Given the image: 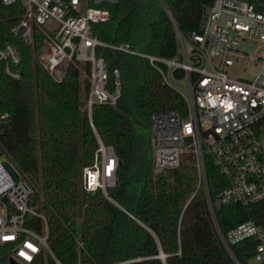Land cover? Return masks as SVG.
Segmentation results:
<instances>
[{
    "label": "trees",
    "instance_id": "1",
    "mask_svg": "<svg viewBox=\"0 0 264 264\" xmlns=\"http://www.w3.org/2000/svg\"><path fill=\"white\" fill-rule=\"evenodd\" d=\"M244 1L264 12V0ZM211 2L117 0L104 5L108 20L91 27L101 41L171 58L178 45L166 11L185 39L198 31L200 16ZM21 14L19 4L0 3V42L16 47L21 72L12 80L0 69V114H7L0 121V155L33 186V205L44 215L47 244L60 264H236L213 226L194 155L186 153L175 168L151 171L148 116L170 109L183 113V99L161 82L146 59L104 49L109 74L118 69L120 97L113 106L92 105L90 126L86 78L81 99L74 64L54 79L37 60L40 29L33 27L30 46L10 35ZM96 138L112 146L117 159L115 185L106 190L114 203L99 190L82 187V168L92 163ZM203 165L213 202L226 182L208 157H203ZM213 217L222 235L246 219L264 223V201L244 208L213 207ZM30 225L40 232L39 219L32 218ZM254 245L245 240L229 250L238 264H248ZM46 264L55 263L47 256Z\"/></svg>",
    "mask_w": 264,
    "mask_h": 264
},
{
    "label": "built area",
    "instance_id": "2",
    "mask_svg": "<svg viewBox=\"0 0 264 264\" xmlns=\"http://www.w3.org/2000/svg\"><path fill=\"white\" fill-rule=\"evenodd\" d=\"M117 0H0L22 8L9 33L25 45L33 43V27L43 35L37 60L59 79L72 63L86 78L85 107L90 123L94 104L113 106L120 97L116 67L107 69L104 49L142 57L158 73L161 82L184 101L185 110H162L148 116L151 171L154 174L179 166L186 153L194 155L198 180L205 189L206 202L215 231L232 258L230 245L255 242L248 264H264V223L243 220L222 235L213 217V207L241 208L264 201V12L244 0H212L201 14L198 31L188 38L176 35L177 51L171 58L141 53L127 44L101 41L91 24L106 21L104 5ZM256 43L258 53L251 59L259 65L251 79L231 78L224 68L238 58H247L240 45ZM20 56L10 42H0V69L4 76L18 80ZM180 70L178 76L176 72ZM111 76V77H110ZM177 83H185L184 93ZM7 117L0 114V121ZM92 163L82 168L85 191L99 190L108 201L107 188L115 185L117 159L112 146L96 138ZM203 157H208L223 176L226 186L211 202L205 183ZM4 158L17 173L14 180L1 163ZM31 183L11 161L0 155V264H46L54 257L47 244L42 212L32 202ZM41 221L40 232L31 225ZM77 247L81 243L76 241Z\"/></svg>",
    "mask_w": 264,
    "mask_h": 264
},
{
    "label": "rangeland",
    "instance_id": "3",
    "mask_svg": "<svg viewBox=\"0 0 264 264\" xmlns=\"http://www.w3.org/2000/svg\"><path fill=\"white\" fill-rule=\"evenodd\" d=\"M240 50L246 55L247 58H238L232 65L224 68L225 73L231 78L251 79L258 71L259 65L251 59L258 53L259 48L256 43L242 44ZM84 75L80 73V99L82 98V79ZM177 86L187 93V86L185 83H177Z\"/></svg>",
    "mask_w": 264,
    "mask_h": 264
},
{
    "label": "water",
    "instance_id": "4",
    "mask_svg": "<svg viewBox=\"0 0 264 264\" xmlns=\"http://www.w3.org/2000/svg\"><path fill=\"white\" fill-rule=\"evenodd\" d=\"M112 5H113V4H112ZM166 13H167V15L169 16V18L171 19V21H172V23H173V25H174V29H175V33H176V35H177V36H180V33H179L178 29L176 28V26H175V24H174V22H173V20H172V18H171V16H170L169 12L166 11ZM1 163L3 164V166L5 167V169L8 171V173L10 174V176H11L14 180H16L17 177H18V175H17V173L14 171V169L11 167V165H10V164H9L4 158H1ZM75 230H76L77 232H79V227H78V226H75ZM158 257H159L161 260H163L164 255H163L162 253H159ZM232 259H233V261H235L236 264H238V263L236 262V260H235L233 257H232Z\"/></svg>",
    "mask_w": 264,
    "mask_h": 264
}]
</instances>
